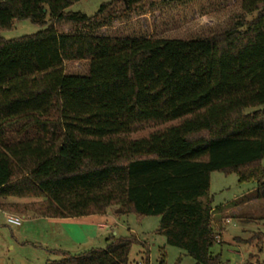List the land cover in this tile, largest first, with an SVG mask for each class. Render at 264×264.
<instances>
[{
  "label": "trees",
  "instance_id": "trees-1",
  "mask_svg": "<svg viewBox=\"0 0 264 264\" xmlns=\"http://www.w3.org/2000/svg\"><path fill=\"white\" fill-rule=\"evenodd\" d=\"M78 1L0 0V31L15 20L45 26L0 34V210L64 219L118 206L159 216L166 243L195 264H225L213 252L212 174L254 183L241 200H264V109L246 112L264 105V0H241L226 30L186 39L99 32L156 0H113L92 16L67 11ZM62 22L73 30L60 32ZM80 60L86 74L66 72ZM106 241L56 250L46 264H129L137 238Z\"/></svg>",
  "mask_w": 264,
  "mask_h": 264
},
{
  "label": "rangeland",
  "instance_id": "rangeland-1",
  "mask_svg": "<svg viewBox=\"0 0 264 264\" xmlns=\"http://www.w3.org/2000/svg\"><path fill=\"white\" fill-rule=\"evenodd\" d=\"M110 1L113 0H81L67 11L92 16L102 4ZM156 1L118 16L99 32L186 39L222 32L234 23L237 16L243 15L241 0ZM117 5L122 7V0ZM255 15H249L248 19ZM44 28L28 19L15 20L11 29L1 30L0 34L6 39H14ZM57 28L60 32H70L74 25L62 22ZM88 69V60L68 61L65 64L69 74H86ZM259 109H264V105L248 108L246 112ZM254 189V183L241 184L235 174H212L211 194L216 209L214 227L221 232L220 242L214 246L213 252L221 253L225 264H247L251 254L257 255L264 263V200H241ZM235 199L236 204L233 203ZM122 212V208L114 206L106 214L64 219L23 217L9 213L23 217L21 225H13L7 221L8 214L0 210V264H46L61 258L55 253L56 250L77 255L92 248H104L106 239L112 234L134 235L137 238L129 255V264L196 263L184 250L166 243L159 232V216L139 217L136 213ZM162 248L165 251L163 263Z\"/></svg>",
  "mask_w": 264,
  "mask_h": 264
},
{
  "label": "built area",
  "instance_id": "built-area-1",
  "mask_svg": "<svg viewBox=\"0 0 264 264\" xmlns=\"http://www.w3.org/2000/svg\"><path fill=\"white\" fill-rule=\"evenodd\" d=\"M23 217L14 215V214H8L7 215V221L10 224L13 225H21Z\"/></svg>",
  "mask_w": 264,
  "mask_h": 264
},
{
  "label": "crops",
  "instance_id": "crops-1",
  "mask_svg": "<svg viewBox=\"0 0 264 264\" xmlns=\"http://www.w3.org/2000/svg\"><path fill=\"white\" fill-rule=\"evenodd\" d=\"M8 200L11 201V202H17V201H19L18 199H13V198H10ZM6 213L9 214L8 212H6ZM23 217H25V216H23ZM54 219H58V218H54ZM101 225H104V223H101Z\"/></svg>",
  "mask_w": 264,
  "mask_h": 264
}]
</instances>
